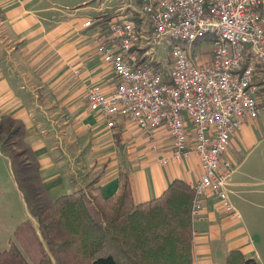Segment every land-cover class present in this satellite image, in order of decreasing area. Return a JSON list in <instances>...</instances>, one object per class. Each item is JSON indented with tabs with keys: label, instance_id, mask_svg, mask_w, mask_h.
Wrapping results in <instances>:
<instances>
[{
	"label": "crops",
	"instance_id": "1",
	"mask_svg": "<svg viewBox=\"0 0 264 264\" xmlns=\"http://www.w3.org/2000/svg\"><path fill=\"white\" fill-rule=\"evenodd\" d=\"M121 8L118 0H0V114L22 120L52 201L82 188H100L103 196H112L125 172L138 204L160 196L173 179L191 185L201 174L193 152L163 163L172 152L164 126L148 132L118 119L107 127L106 119L88 108L86 88L99 83L109 90L114 77L96 52V40H90L96 23L84 26V21L102 18L104 26L108 15ZM79 93L84 105L76 99ZM45 125L61 139L53 162L50 145L43 143L50 136ZM263 137L261 116L232 135L225 153L232 165L228 196L239 217L224 214L215 197H206L203 214L192 225L193 264H225L236 249L264 264V168H241ZM76 157L81 160L73 163ZM10 172L12 182L3 187L0 181V252L9 247L19 223L28 220L37 228ZM78 175L86 176V187Z\"/></svg>",
	"mask_w": 264,
	"mask_h": 264
},
{
	"label": "built area",
	"instance_id": "2",
	"mask_svg": "<svg viewBox=\"0 0 264 264\" xmlns=\"http://www.w3.org/2000/svg\"><path fill=\"white\" fill-rule=\"evenodd\" d=\"M122 1L104 26L102 18L84 21L96 23V52L114 77L109 90L86 88L88 108L107 127L118 119L148 132L164 126L172 152L163 163L198 156L192 225L208 195L238 218L225 153L243 124L264 117V0Z\"/></svg>",
	"mask_w": 264,
	"mask_h": 264
},
{
	"label": "trees",
	"instance_id": "3",
	"mask_svg": "<svg viewBox=\"0 0 264 264\" xmlns=\"http://www.w3.org/2000/svg\"><path fill=\"white\" fill-rule=\"evenodd\" d=\"M0 151L37 222V228L28 220L16 226L0 264H193L194 191L183 180L173 179L160 196L135 204L123 172L112 196L90 188L52 201L21 119L0 115ZM225 264L258 262L236 249Z\"/></svg>",
	"mask_w": 264,
	"mask_h": 264
},
{
	"label": "rangeland",
	"instance_id": "4",
	"mask_svg": "<svg viewBox=\"0 0 264 264\" xmlns=\"http://www.w3.org/2000/svg\"><path fill=\"white\" fill-rule=\"evenodd\" d=\"M118 1L120 2V5L122 7L126 6V3L122 2L121 0H118ZM113 10H115V8H113ZM90 19L91 20H95V17H92ZM96 37H97V34H96L95 30L90 28V40H93V39L96 40ZM209 47H210L209 43H204V45L202 46V48L205 49V50H208ZM158 54L163 56L164 55V51H159ZM44 95H45L44 93H40V97L44 98ZM78 95L79 96H76V99H78L77 101L82 102V104L84 105V103H83L84 100H83V97L81 96L82 94L79 93ZM0 115H2V114H0ZM49 125H45L44 130H46L47 132H50V136H48L47 139L43 141V143H47L48 145H50L49 148H51V150H50L51 153H50L48 158L50 159V161L53 162L54 158H55V156H54L55 150L57 149V146L59 147V143H60L61 139L58 137L59 134H56L55 131L52 129V127L49 126ZM15 149L16 150H20L19 147H16ZM258 152H260V153L258 154V156L255 157V155ZM74 160L77 163V162H79L81 160V158L76 157L75 159H73V163H74ZM67 161L70 162V160H67ZM251 165L252 166H256V167L264 168V137H263L262 141L258 144L257 147H255L254 149L250 150L249 153H247L245 159L243 160V162L241 164V168H245V167H248V166H251ZM85 166L87 167L86 170L88 171L90 166L89 165L88 166L85 165ZM70 167L68 166L69 173H70V170H71ZM10 168L11 167L8 164L7 156L0 151V181L1 182L3 181V184H2L3 187H6V185H7L6 181L7 182H10V181L12 182ZM73 169H75V168H73ZM74 171H75V175L77 176V174H76L77 170H74ZM79 176L80 175H78V177ZM84 177H86V176L85 175H81L79 177V180H80V183H82V185L86 187L88 181H85ZM36 226H37V224H36ZM192 236H193V232H192Z\"/></svg>",
	"mask_w": 264,
	"mask_h": 264
}]
</instances>
